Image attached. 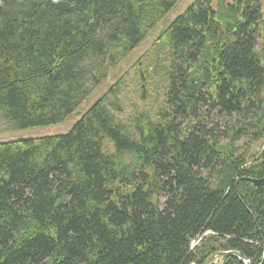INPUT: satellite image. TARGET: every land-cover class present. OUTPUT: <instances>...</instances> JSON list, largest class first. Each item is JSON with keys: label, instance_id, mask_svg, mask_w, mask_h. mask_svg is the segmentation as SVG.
<instances>
[{"label": "trees", "instance_id": "1", "mask_svg": "<svg viewBox=\"0 0 264 264\" xmlns=\"http://www.w3.org/2000/svg\"><path fill=\"white\" fill-rule=\"evenodd\" d=\"M180 1L0 0V133L65 122ZM259 142L263 0H194L68 131L0 141V264H264Z\"/></svg>", "mask_w": 264, "mask_h": 264}, {"label": "rangeland", "instance_id": "2", "mask_svg": "<svg viewBox=\"0 0 264 264\" xmlns=\"http://www.w3.org/2000/svg\"><path fill=\"white\" fill-rule=\"evenodd\" d=\"M194 0H181L178 5L169 12L162 21L151 31V33L145 38L120 64L119 66L111 71L109 78L99 87H97L86 101L63 123L48 125L43 127H35L28 129L15 130L10 132H1L0 141L40 137L44 135L64 133L68 131L76 123V121L91 107V105L97 101L116 81L117 79L126 72L132 64L149 48L151 42L158 37L170 23L180 14H182ZM232 1V0H227ZM264 7V0H263ZM245 143L242 140L240 144ZM264 147L263 142H259L251 150V153L260 155ZM210 264H221V257H215Z\"/></svg>", "mask_w": 264, "mask_h": 264}, {"label": "water", "instance_id": "3", "mask_svg": "<svg viewBox=\"0 0 264 264\" xmlns=\"http://www.w3.org/2000/svg\"><path fill=\"white\" fill-rule=\"evenodd\" d=\"M227 254H233L237 256L243 264H248L247 261L237 251H226V252L221 251V252L215 253L204 264H210L211 260L214 259L215 257H219V256L227 255Z\"/></svg>", "mask_w": 264, "mask_h": 264}]
</instances>
